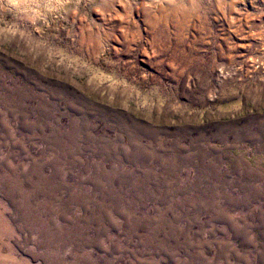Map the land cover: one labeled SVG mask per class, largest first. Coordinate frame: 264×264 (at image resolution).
Masks as SVG:
<instances>
[{"label": "rangeland", "instance_id": "1", "mask_svg": "<svg viewBox=\"0 0 264 264\" xmlns=\"http://www.w3.org/2000/svg\"><path fill=\"white\" fill-rule=\"evenodd\" d=\"M0 264H264V0H0Z\"/></svg>", "mask_w": 264, "mask_h": 264}, {"label": "bare ground", "instance_id": "2", "mask_svg": "<svg viewBox=\"0 0 264 264\" xmlns=\"http://www.w3.org/2000/svg\"><path fill=\"white\" fill-rule=\"evenodd\" d=\"M11 4H14L16 7L26 8L28 7L29 3L34 0H8ZM54 1V0H53ZM28 4V5H27ZM41 6V5H40Z\"/></svg>", "mask_w": 264, "mask_h": 264}]
</instances>
